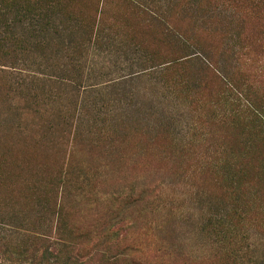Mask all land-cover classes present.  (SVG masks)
Returning a JSON list of instances; mask_svg holds the SVG:
<instances>
[{"label":"rangeland","instance_id":"374dc122","mask_svg":"<svg viewBox=\"0 0 264 264\" xmlns=\"http://www.w3.org/2000/svg\"><path fill=\"white\" fill-rule=\"evenodd\" d=\"M255 2L0 0V264H264Z\"/></svg>","mask_w":264,"mask_h":264},{"label":"trees","instance_id":"16d2710c","mask_svg":"<svg viewBox=\"0 0 264 264\" xmlns=\"http://www.w3.org/2000/svg\"><path fill=\"white\" fill-rule=\"evenodd\" d=\"M257 1V3L255 2V4L257 5V6H262V10H264V0H256ZM38 79V77H34V78H32V80H37ZM231 90V92L233 91V94H237V92L238 91H236V90H232V88L230 89ZM239 94L238 95H240V96H242V93H240V92H238ZM237 95V96H238ZM247 109H250V107H248L247 106ZM251 115H253V116H255L256 117V114H255V112H252L251 113ZM220 120L221 121H223V118H221L220 117ZM254 120V119H253ZM258 120V119H257ZM257 125H259V126H261L262 128H264V121H262V120H260L259 122H257ZM232 188H233V190L235 189V192H236V194H237V198L239 199L240 198V189L242 188V186L241 185H239L238 187H236V188H234L233 186H232ZM234 211H235V215H239V216H241V214H239L238 213V210L237 209H234ZM59 223L61 224V228H62V225H63V222L61 221V219L59 220ZM59 229V228H58ZM64 234V233H63ZM65 235H67V234H65ZM57 236V238H59V242L61 243V245H63V246H65V247H67L68 246V243H67V239H66V237H64L63 235H61V233H58V235H56ZM32 258H33V261L36 263V264H43V262L39 259V258H36L35 256H32ZM68 258H69V260L71 259V260H74V263L75 264H82V262H81V260H82V257L79 255V254H76L75 256H68Z\"/></svg>","mask_w":264,"mask_h":264}]
</instances>
